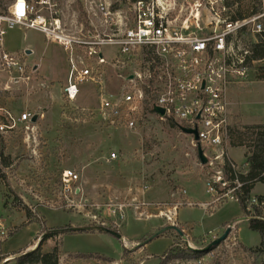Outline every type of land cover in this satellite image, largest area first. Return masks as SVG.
<instances>
[{"label": "rangeland", "instance_id": "obj_1", "mask_svg": "<svg viewBox=\"0 0 264 264\" xmlns=\"http://www.w3.org/2000/svg\"><path fill=\"white\" fill-rule=\"evenodd\" d=\"M111 1L125 10L131 7L126 0ZM163 1L177 25L195 13L196 3L201 15L208 13L207 0ZM12 2L0 0V14ZM223 5L225 10L220 3L213 8L229 17H246L261 9L262 0H225ZM62 9L67 25L80 22L77 7L64 2ZM88 23L82 14V25ZM4 45L22 56L29 80L14 84L0 71V109L39 118L0 135V155L7 163L0 169V222L6 232L0 239V264H14L24 253L17 252L35 249L43 238L40 223L58 234L41 244L43 253L58 247V264H264V255L256 251L259 234L250 230L239 203L221 197L224 191L213 182L220 169L202 166L190 138L174 123L147 113L133 129L103 120L99 94L102 89L116 93L127 70L105 67L99 81L81 84L76 100L68 102L63 90L69 63L61 48L19 27L7 31ZM115 51L103 49L108 58ZM138 62L128 70L138 71ZM228 97L233 129L243 132L246 125L264 124V64L254 65L246 82L231 87ZM230 142L227 152L244 174L247 143L232 148ZM65 170L78 176L67 191ZM207 183L214 192L207 193ZM259 196H264L261 183L250 192L249 210ZM171 225L181 233L167 231L143 244ZM94 226L118 233L123 241L105 233L68 232ZM229 227L226 239L206 251ZM186 249L202 254L194 257Z\"/></svg>", "mask_w": 264, "mask_h": 264}, {"label": "built area", "instance_id": "obj_2", "mask_svg": "<svg viewBox=\"0 0 264 264\" xmlns=\"http://www.w3.org/2000/svg\"><path fill=\"white\" fill-rule=\"evenodd\" d=\"M126 1L131 5L127 10L111 0H13L6 13L0 14V71L14 84L29 80L22 56L5 49L4 37L15 27L42 34L66 54L69 71L63 97L68 102L76 100L81 84L99 81L105 67L127 70L116 93L108 95L102 89L99 94L103 120L133 129L147 113L174 123L177 129L195 130L197 141L188 137L207 159L202 166L215 164L220 169L213 182L224 191L221 197L235 201L241 184L236 179L231 183L223 172L225 162L237 171L227 152L233 130L228 94L231 87L246 82L254 65L264 64V57L252 60L250 67L246 64L254 50L264 48V0L257 13L235 20L213 8L220 3L225 10V0H207L205 16L196 3L195 13L179 25L173 23L177 19L172 20L163 0ZM64 2L78 8L80 22L65 23ZM82 14L89 20L84 26ZM105 48H115L114 56L108 58ZM137 62L139 70L129 71L128 66ZM149 95L154 100L148 111L144 102ZM153 107L162 109L164 116L154 113ZM32 117L28 112L16 117L0 109V135L32 124ZM115 158L112 153L110 160ZM77 179L73 171H63V189L69 190ZM212 185L206 184L207 193L214 192ZM5 236L0 222V239Z\"/></svg>", "mask_w": 264, "mask_h": 264}, {"label": "trees", "instance_id": "obj_3", "mask_svg": "<svg viewBox=\"0 0 264 264\" xmlns=\"http://www.w3.org/2000/svg\"><path fill=\"white\" fill-rule=\"evenodd\" d=\"M258 11L259 10H255L252 14L257 13ZM241 18L244 17H231L232 20ZM263 57L264 48L254 50L252 55L247 59L246 64L250 67L252 60H260ZM149 96L150 97H147L144 102V107L148 111L150 110V105L154 100L152 95ZM237 118L238 117L235 116V120H237ZM174 126L176 127L175 124ZM244 130L245 131L243 132H239L233 129L229 133V140L231 141L230 147L232 148H236V146H242L244 143H247L244 155L245 173L242 174L231 169L227 162L223 165V172L231 183L236 179L241 184L239 190L234 193V199L239 203L244 216L247 218L250 230L259 234L261 243L256 251L264 255V216H262V210H264V196H259L256 199L257 205H251L250 210L247 206L249 202V195L253 187L258 183L264 184V124L246 125ZM5 167H7V163L0 155V169ZM250 212H252V214H250ZM39 225L43 238L38 242L35 249L32 251L28 252L25 249L17 252L24 253L15 259L14 264H58L59 249L57 246L47 253H43L41 250V244L44 240L53 238L58 234L54 232L48 233L43 223H40ZM68 232L71 233L72 231L69 229ZM210 249H212V247L208 250ZM187 251L194 257L202 254L199 251Z\"/></svg>", "mask_w": 264, "mask_h": 264}, {"label": "water", "instance_id": "obj_4", "mask_svg": "<svg viewBox=\"0 0 264 264\" xmlns=\"http://www.w3.org/2000/svg\"><path fill=\"white\" fill-rule=\"evenodd\" d=\"M25 54H30L29 51H25ZM132 76H129V79H131ZM152 111L156 114H158L160 117H163L164 116V111L158 107H153ZM39 118V114H35L33 115L32 119H31V123L34 124L37 119ZM183 134L187 135V136H192L194 141H197L198 137H197V133L195 130H191V129H184V128H180L179 129ZM196 154H197V159L199 161V163L201 165H205L207 163V159L205 158L201 148L199 145L196 146ZM72 232H97V233H105V234H109L113 237H116L117 239H119L121 242L123 241V238L116 232L114 231H111V230H108L102 226H94V227H79V228H72L70 229ZM167 231H174L178 234L181 233L180 230L177 229L176 226L174 225H171V226H167V227H164L162 229H160L159 231H157L154 235H152L147 241H145L143 244L146 245L148 242L152 241L153 239H155L156 237L162 235L164 232H167ZM230 232V227L225 230V232L219 237L217 238L216 240H214L212 243H210L208 245V247L205 249V250H208L209 248L211 247H214V246H217L219 245L221 242H223L226 237L228 236ZM33 250V249H32Z\"/></svg>", "mask_w": 264, "mask_h": 264}, {"label": "crops", "instance_id": "obj_5", "mask_svg": "<svg viewBox=\"0 0 264 264\" xmlns=\"http://www.w3.org/2000/svg\"><path fill=\"white\" fill-rule=\"evenodd\" d=\"M228 154H229V152H228ZM230 156V155H229ZM231 158V157H230ZM231 160H232V158H231ZM233 161V160H232ZM244 220H247V218H245ZM34 247H29V248H27L26 250L28 251V250H32Z\"/></svg>", "mask_w": 264, "mask_h": 264}]
</instances>
